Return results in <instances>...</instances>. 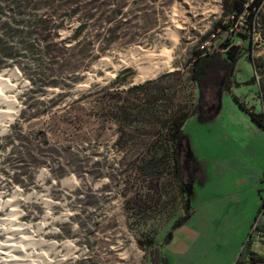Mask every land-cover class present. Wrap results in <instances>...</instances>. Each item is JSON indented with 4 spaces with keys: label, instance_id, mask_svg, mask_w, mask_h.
<instances>
[{
    "label": "rangeland",
    "instance_id": "obj_1",
    "mask_svg": "<svg viewBox=\"0 0 264 264\" xmlns=\"http://www.w3.org/2000/svg\"><path fill=\"white\" fill-rule=\"evenodd\" d=\"M243 1L255 39L229 34L230 0H0L15 101L0 114L17 111L0 118V244L29 264L244 262L264 196V0ZM224 44L245 50L228 85L220 68L194 83ZM186 113L182 194L168 121Z\"/></svg>",
    "mask_w": 264,
    "mask_h": 264
},
{
    "label": "trees",
    "instance_id": "obj_2",
    "mask_svg": "<svg viewBox=\"0 0 264 264\" xmlns=\"http://www.w3.org/2000/svg\"><path fill=\"white\" fill-rule=\"evenodd\" d=\"M232 6L235 9V12L241 13L245 10V3L243 0H230ZM258 5V3L256 4ZM255 7L253 4L251 5ZM253 16V15H252ZM252 26V24L250 25ZM223 47L226 49L225 52L221 53H213V54H199L197 55L192 70V81L197 83L198 85H202L206 82L208 76L212 73L217 71L219 68L224 70L225 73V85H228L230 79L234 76V71L236 68L237 63L239 60L245 55V50L240 51L238 47L228 46V44H224ZM194 112V111H192ZM191 113L183 114L179 120L171 118L168 121L169 132H168V139L171 143L172 147V155L174 160V172L177 181L179 182L180 188L182 189V194L185 192V188L180 183V159H179V148L180 142L183 139V127L186 124L188 118L190 117ZM252 118L264 128V121L263 115L256 116L252 114ZM185 212L187 214V218L189 216V208H190V201L186 200L185 203ZM173 232H170L165 240L164 243H169L172 240ZM250 239L248 240L247 245L249 244ZM246 245V246H247ZM253 258L251 257V264H254Z\"/></svg>",
    "mask_w": 264,
    "mask_h": 264
},
{
    "label": "bare ground",
    "instance_id": "obj_3",
    "mask_svg": "<svg viewBox=\"0 0 264 264\" xmlns=\"http://www.w3.org/2000/svg\"><path fill=\"white\" fill-rule=\"evenodd\" d=\"M137 50V49H136ZM145 53V52H144ZM1 82V79H0ZM2 84V83H1ZM5 87V86H4ZM4 93V92H3ZM0 102L2 103H7V105H10L12 108L13 105L15 104V101L13 98H7L5 97L2 92H0ZM17 111L12 110L9 113H1V117H5L9 122H12L15 117H16ZM3 120V119H2ZM67 184V183H66ZM19 226V225H18ZM24 227V226H23ZM15 229V228H14ZM17 229V228H16ZM15 229V230H16ZM11 230V229H10ZM22 230V229H21ZM18 231V230H17ZM24 232V233H23ZM22 233L24 234V243L30 245L32 238L29 237V234L27 233L26 228H24V231ZM10 233V232H9ZM13 234V232H12ZM13 236V235H12ZM23 240V239H22ZM21 240V241H22ZM17 242V241H16ZM19 242V241H18ZM17 245L15 244V241L10 237L5 244H0V249L3 251H6L7 253L4 255L2 252H0V264H29L32 262V258L34 257V254H27V249H18L16 247ZM18 249V251L16 250ZM22 248V247H20ZM20 250V251H19ZM2 253V254H1ZM38 257V255L36 256ZM37 261V260H36Z\"/></svg>",
    "mask_w": 264,
    "mask_h": 264
},
{
    "label": "built area",
    "instance_id": "obj_4",
    "mask_svg": "<svg viewBox=\"0 0 264 264\" xmlns=\"http://www.w3.org/2000/svg\"><path fill=\"white\" fill-rule=\"evenodd\" d=\"M230 23H232L229 27V34H239L245 36L247 39H255L257 37V29H256V18L255 16L251 15L249 7H245V10L241 13L233 12L230 16ZM252 24V26H250ZM209 43H206V46ZM228 46H231L228 44ZM205 49V46L203 47ZM226 49L223 48L222 51H211L210 49H206L202 55L205 54H213L218 52H225ZM264 121V115H263ZM263 212H264V205H263ZM251 234L255 238V240L262 239L263 233L261 231L259 221H257L251 230Z\"/></svg>",
    "mask_w": 264,
    "mask_h": 264
},
{
    "label": "crops",
    "instance_id": "obj_5",
    "mask_svg": "<svg viewBox=\"0 0 264 264\" xmlns=\"http://www.w3.org/2000/svg\"><path fill=\"white\" fill-rule=\"evenodd\" d=\"M219 111H220L219 108H217L213 115H211L208 112H205L206 114H202V119L211 120V119L215 118L219 114ZM261 196H263V195H261ZM263 205H264V196H263V201H262V204H261L262 207H260L261 211L259 213V220H258L259 223H260L261 231L263 233L262 239L255 240V238L253 237V235L250 232L248 237H247V240H246V241H248L250 239L249 247H248V257H247V259L244 262H241V263L240 262H236L235 264H251V256L253 254H254V256L256 258L264 261V212L262 210L263 209ZM179 244H180L179 241L175 239V241L173 240V242L168 246V248H172L173 247L174 250H175L174 254H177L176 249L179 246ZM243 253H244V251H243ZM165 263H166V260L160 257V264H165ZM233 263H234V260L232 259L231 262L228 263V264H233Z\"/></svg>",
    "mask_w": 264,
    "mask_h": 264
}]
</instances>
